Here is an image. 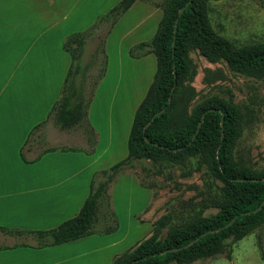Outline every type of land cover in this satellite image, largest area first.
<instances>
[{"label": "rangeland", "instance_id": "1", "mask_svg": "<svg viewBox=\"0 0 264 264\" xmlns=\"http://www.w3.org/2000/svg\"><path fill=\"white\" fill-rule=\"evenodd\" d=\"M121 1L0 0V192L21 168L24 146L35 144L38 152H50L52 201L44 231L74 217L90 182L102 180V171L127 156L134 113L153 81L154 55L132 50L151 41L163 0H136L113 21L110 11ZM207 15L214 32L237 47L264 43V0H210ZM73 35L85 44L80 63L87 71L80 81L86 102L83 119L63 129L53 106L62 96L75 46L67 52L63 45ZM187 60L182 84L194 91L187 112L212 100L250 108L253 117L242 129L234 158L263 169L264 80L233 73L223 60L209 62L196 50L188 52ZM39 116L43 123L32 128L19 153L24 129ZM218 186L195 159L184 164L135 160L107 186L93 233L81 239L88 249L72 252L90 254L78 260L60 255L69 259L66 264H112L148 239L165 215L181 223L215 214L208 200ZM1 219L6 225L4 216ZM17 226L30 230L22 222ZM165 234L166 229L160 239ZM32 241L38 242L31 235L21 238L23 243ZM230 248L229 257L220 254L190 264H264V225ZM40 260L37 263H47L48 257Z\"/></svg>", "mask_w": 264, "mask_h": 264}, {"label": "trees", "instance_id": "2", "mask_svg": "<svg viewBox=\"0 0 264 264\" xmlns=\"http://www.w3.org/2000/svg\"><path fill=\"white\" fill-rule=\"evenodd\" d=\"M135 1L119 2L110 11L113 21ZM209 1H162L163 14L151 41L139 43L132 50L143 55L152 53L156 70L134 113L127 156L102 171V180L93 179L90 182L88 196L74 217L50 230L28 232L38 240L39 246H57L91 235L100 203L106 197L107 186L135 160L171 164L197 160L205 167L209 177L219 183L218 192L208 200V206L216 209V213L181 223H173L165 215L157 222L156 231L148 239L112 264H190L220 254L229 257L231 244L264 225V168L254 170L234 158L236 143L243 127L251 121L253 111L248 107L212 100L191 113L187 112L194 91L189 86H183L182 79L188 71L187 54L191 50L198 51L209 62L223 60L233 73L264 80V43L237 47L215 33L207 15ZM188 3L178 15V11ZM71 44L75 45L73 54H70L71 66L62 96L53 106L57 123L63 129L71 128L83 119L86 102L83 82L80 81L87 71V67L80 63L85 44L78 35L69 37L63 45L67 52ZM210 109L215 111L208 112ZM161 110L164 112L147 126L150 118ZM204 113L201 127L192 139ZM220 113L224 115L222 140ZM258 207L260 209L256 211ZM164 229L166 234L160 239ZM10 233L22 235L25 232ZM169 249L176 250L161 254Z\"/></svg>", "mask_w": 264, "mask_h": 264}, {"label": "crops", "instance_id": "3", "mask_svg": "<svg viewBox=\"0 0 264 264\" xmlns=\"http://www.w3.org/2000/svg\"><path fill=\"white\" fill-rule=\"evenodd\" d=\"M40 116L37 117L39 118L36 119L37 122L33 120L32 124H28L24 129L22 139L18 143L19 153L23 148V144L28 139L32 128L37 124L43 123V121H39ZM38 150L35 144L24 146L23 152L25 154H23L25 155V160L20 159L21 168L15 172V177L11 182L6 183L3 193L0 192V202L4 199L2 207L0 204V228L7 230H0V264H16L15 260L17 262L22 260L25 263L32 260V263L36 264L37 260L43 258V255L48 257V262L42 264H66L69 259H64L61 256L64 253L71 254V259L73 260L83 259L90 254L84 252L72 254L73 249L81 250L83 247L88 249V242H85L86 240L81 241V239L57 246H39L40 243L37 241H32L31 243L21 242V238L24 235L34 237L32 234H28V232L44 231L41 228L50 221L49 208L52 201L50 188L52 187L51 176L53 173L51 153H42V151L38 152ZM58 167H61L60 163L56 167L60 171L61 169ZM2 188L0 187V189ZM19 213L24 216L20 217L21 219L19 220L15 219ZM3 216L6 225L3 224L1 219ZM20 222L28 224L30 230H21V227L17 226ZM15 231L25 233L22 235L10 233ZM86 238L88 239V236ZM4 250L7 251L2 252ZM4 253H8L6 259L4 258Z\"/></svg>", "mask_w": 264, "mask_h": 264}, {"label": "water", "instance_id": "4", "mask_svg": "<svg viewBox=\"0 0 264 264\" xmlns=\"http://www.w3.org/2000/svg\"><path fill=\"white\" fill-rule=\"evenodd\" d=\"M190 3V2H189ZM189 3L188 4H186V6L185 7H183V8H181L179 11H178V15H180L182 12H183V10L189 5ZM175 26H176V22H175V24H174ZM174 32H175V29H174ZM173 46H174V43H173ZM173 76H174V78H175V71L173 70ZM215 110L214 109H210V110H208V112H214ZM164 112V110H161V111H159V112H157V113H155L151 118H150V120H149V122L147 123V126L158 116V115H160L161 113H163ZM207 113V112H206ZM206 113H204L203 115H202V117H201V120H200V122H199V124H198V127H197V129H196V132H195V134H194V136H193V138L192 139H194V137L196 136V134H197V132L199 131V129H200V127H201V123L203 122V120H204V117H205V115H206ZM220 115H221V118H220V139L222 140V138H223V127H224V115H223V113H220ZM264 203V202H263ZM263 203L261 204V206L263 205ZM260 206V207H261ZM260 207H258L257 209H256V211L257 210H259L260 209ZM204 235V234H203ZM193 243V241L192 242H190L189 244H187L186 246H189L190 244H192ZM185 246V247H186ZM174 250H176V249H169V250H165V251H163V252H161V254H163V253H166V252H169V251H174Z\"/></svg>", "mask_w": 264, "mask_h": 264}]
</instances>
